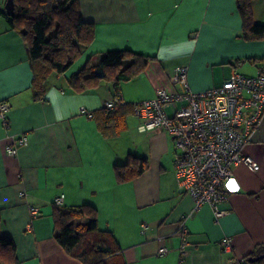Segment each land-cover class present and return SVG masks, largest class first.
Listing matches in <instances>:
<instances>
[{
  "label": "crops",
  "instance_id": "obj_1",
  "mask_svg": "<svg viewBox=\"0 0 264 264\" xmlns=\"http://www.w3.org/2000/svg\"><path fill=\"white\" fill-rule=\"evenodd\" d=\"M78 3L83 21L94 26V39L70 71L47 78L42 98L32 88L25 42L0 15V100L10 105L7 123L0 121V234L13 239L16 264H83L55 238L53 200L60 194L63 206L95 208L98 228L113 234L126 264H235L264 243V115L242 147L259 169L241 162L232 167L227 197L218 205L225 213L216 217L209 204L194 210L175 175L172 136L160 128L138 131L133 104L161 87L180 90L170 82L179 65L187 67L188 88L195 93L220 86L233 72L255 75L264 68V39L240 36L236 0ZM251 5L254 21L264 23V0ZM123 49L154 58L117 88L109 82L83 92L68 86V77L87 59ZM116 96V107L108 109L106 101ZM103 110H112L114 134L102 130ZM23 135L27 142L8 153ZM132 155L146 158L147 169L118 182L115 165ZM224 237L231 239L229 252L222 248ZM161 244L168 248L164 255L158 254Z\"/></svg>",
  "mask_w": 264,
  "mask_h": 264
},
{
  "label": "trees",
  "instance_id": "obj_2",
  "mask_svg": "<svg viewBox=\"0 0 264 264\" xmlns=\"http://www.w3.org/2000/svg\"><path fill=\"white\" fill-rule=\"evenodd\" d=\"M242 19L240 36L245 40L264 39V23L255 22L251 0H236ZM10 27L27 46L33 70L32 88L36 98H42L45 82L52 74H63L78 60L94 39V26L83 21L78 0H14V15L0 8ZM153 56L134 51L109 50L84 65L68 77V86L76 91L109 82L114 88L138 76ZM104 112L102 130L114 134L110 124L112 110ZM148 167L146 158L132 155L125 164L115 165L118 182L140 175ZM53 220L57 242L72 257L83 264H126L113 234L97 225L96 210L89 204L54 206ZM244 264L264 263V243L244 256ZM16 246L10 236L0 234V264H16Z\"/></svg>",
  "mask_w": 264,
  "mask_h": 264
},
{
  "label": "built area",
  "instance_id": "obj_3",
  "mask_svg": "<svg viewBox=\"0 0 264 264\" xmlns=\"http://www.w3.org/2000/svg\"><path fill=\"white\" fill-rule=\"evenodd\" d=\"M170 82L180 90L161 87L154 97L133 104V113L140 119L138 131L160 128L172 136L176 148L174 170L180 188L192 198L194 210L209 204L219 217L225 213L218 205L227 197L224 184L233 179L232 167L241 162L252 171L259 169V163L243 154L242 147L249 130L264 115V68L255 75L233 72L220 86L195 93L188 88L187 67L179 65L173 69ZM118 101L116 96L105 105L114 109ZM9 107L7 101L0 100V121L4 124ZM80 111L86 112L83 107ZM87 115L92 116L90 112ZM26 142L27 137L21 136L7 147L8 153L15 154ZM19 195L24 197L25 193ZM53 203L62 206L64 195H57ZM30 209L32 214L37 213L34 207ZM182 229L185 231L183 224ZM221 244L224 251L232 250L230 237H224ZM167 252V246L161 244L158 254ZM244 263V257L235 261Z\"/></svg>",
  "mask_w": 264,
  "mask_h": 264
},
{
  "label": "water",
  "instance_id": "obj_4",
  "mask_svg": "<svg viewBox=\"0 0 264 264\" xmlns=\"http://www.w3.org/2000/svg\"><path fill=\"white\" fill-rule=\"evenodd\" d=\"M4 11L8 16L14 15V0H6L5 1Z\"/></svg>",
  "mask_w": 264,
  "mask_h": 264
},
{
  "label": "rangeland",
  "instance_id": "obj_5",
  "mask_svg": "<svg viewBox=\"0 0 264 264\" xmlns=\"http://www.w3.org/2000/svg\"><path fill=\"white\" fill-rule=\"evenodd\" d=\"M260 15H261V14H260ZM73 65H74V64H73ZM73 65L70 67V69H69L68 71H70V70L72 69Z\"/></svg>",
  "mask_w": 264,
  "mask_h": 264
}]
</instances>
